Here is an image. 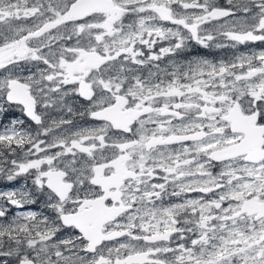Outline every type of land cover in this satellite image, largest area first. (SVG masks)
Returning a JSON list of instances; mask_svg holds the SVG:
<instances>
[{"label": "snow or ice", "instance_id": "obj_1", "mask_svg": "<svg viewBox=\"0 0 264 264\" xmlns=\"http://www.w3.org/2000/svg\"><path fill=\"white\" fill-rule=\"evenodd\" d=\"M13 108L0 264H264V0H0Z\"/></svg>", "mask_w": 264, "mask_h": 264}, {"label": "flooded vegetation", "instance_id": "obj_2", "mask_svg": "<svg viewBox=\"0 0 264 264\" xmlns=\"http://www.w3.org/2000/svg\"><path fill=\"white\" fill-rule=\"evenodd\" d=\"M255 47H259V45H256ZM241 50H245V46H240ZM232 50L230 49H221V50H205L200 48L199 46H194L192 49L191 53L186 54L187 58H192L193 56H206L208 59H221V58H226L228 56L231 55ZM181 59H183V57H181ZM26 119V117L23 116V114L18 110V109H10L8 110V112L0 117V120H2L3 122H8L11 119ZM29 185H30V181H28ZM24 184L23 178L12 182L11 184L7 181H4L2 179H0V191L3 190H9L10 188L16 187H22ZM33 208H35L36 206H32Z\"/></svg>", "mask_w": 264, "mask_h": 264}]
</instances>
